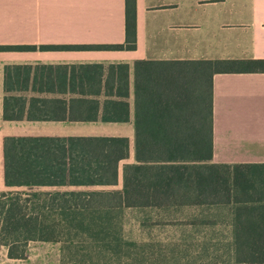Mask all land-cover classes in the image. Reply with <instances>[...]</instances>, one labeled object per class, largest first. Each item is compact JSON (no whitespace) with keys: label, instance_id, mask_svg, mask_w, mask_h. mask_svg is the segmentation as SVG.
Instances as JSON below:
<instances>
[{"label":"trees","instance_id":"16d2710c","mask_svg":"<svg viewBox=\"0 0 264 264\" xmlns=\"http://www.w3.org/2000/svg\"><path fill=\"white\" fill-rule=\"evenodd\" d=\"M126 33L124 43L42 44L40 48L135 49L137 0H126ZM36 48L29 44H0V51ZM110 69L103 110L98 109V98L82 97L75 100L79 110L71 108L68 112L62 99L32 97L27 108L26 96L11 92L29 89L32 66L8 64L4 117L128 120L129 102L109 96H129L130 66L112 64ZM135 70L137 162L125 165L124 188L61 191L36 190L34 186L116 183L120 161L130 156L128 137L7 136L6 183L28 188L0 191V244L9 248V257L27 258L25 246L32 240L59 241L63 233L72 237L76 231L111 236L117 216L126 208L224 206L232 216L234 229L231 264H264V188L251 178V167L264 164L213 160L214 75L264 71V58L140 59ZM83 73L87 81L78 82L79 86L97 89V72H91V78L87 72H80ZM51 75V71L45 72L47 78L34 88L53 89Z\"/></svg>","mask_w":264,"mask_h":264},{"label":"crops","instance_id":"0c3cea01","mask_svg":"<svg viewBox=\"0 0 264 264\" xmlns=\"http://www.w3.org/2000/svg\"><path fill=\"white\" fill-rule=\"evenodd\" d=\"M126 36V0H0V44L37 46L30 50L0 51V191L28 188L6 183L7 136L128 137L130 156L120 161L116 183L65 182L34 186L36 190H122L125 165L137 162L136 61L264 58V0H137L135 49L40 48L42 44L124 43ZM120 63L130 66V94L109 98L129 102L128 120L4 117L8 64L32 66L29 89L11 92L25 95L27 108L32 97L62 99L69 112L71 108L79 110L75 100L82 97L98 98V109L102 111L108 98L104 93L110 65ZM47 71L53 74V89L34 88L44 82ZM93 71L97 72V89L79 86L78 82L87 81L80 72H87L91 78ZM213 97L214 162L264 164V71L215 73ZM251 178L264 188V165L251 167ZM228 215L226 246L232 249L234 229L232 216ZM36 256L33 253L27 258L8 256L11 263L6 264H48L38 262Z\"/></svg>","mask_w":264,"mask_h":264},{"label":"rangeland","instance_id":"374dc122","mask_svg":"<svg viewBox=\"0 0 264 264\" xmlns=\"http://www.w3.org/2000/svg\"><path fill=\"white\" fill-rule=\"evenodd\" d=\"M228 213L224 206L126 208L111 236L76 231L59 241L32 240L25 248L48 264H231ZM8 253L0 244V264L11 263Z\"/></svg>","mask_w":264,"mask_h":264}]
</instances>
